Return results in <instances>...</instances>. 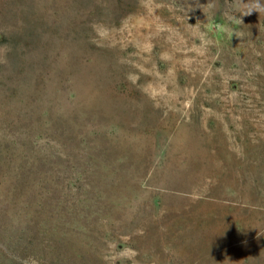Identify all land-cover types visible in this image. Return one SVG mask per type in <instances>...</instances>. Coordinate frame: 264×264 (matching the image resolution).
<instances>
[{
    "label": "rangeland",
    "instance_id": "rangeland-1",
    "mask_svg": "<svg viewBox=\"0 0 264 264\" xmlns=\"http://www.w3.org/2000/svg\"><path fill=\"white\" fill-rule=\"evenodd\" d=\"M238 6L0 0V264H264V12Z\"/></svg>",
    "mask_w": 264,
    "mask_h": 264
},
{
    "label": "clouds",
    "instance_id": "clouds-1",
    "mask_svg": "<svg viewBox=\"0 0 264 264\" xmlns=\"http://www.w3.org/2000/svg\"><path fill=\"white\" fill-rule=\"evenodd\" d=\"M237 11L241 15H250L253 11L258 13L264 12V4L260 3V0H247V3H244L243 0H239V6ZM231 22L236 24H243L242 20L236 15L230 18ZM225 31L227 32L230 40L233 35L237 37H243L242 32H236L235 30L226 28ZM135 255V254H134ZM128 259L134 260L133 257H129Z\"/></svg>",
    "mask_w": 264,
    "mask_h": 264
}]
</instances>
